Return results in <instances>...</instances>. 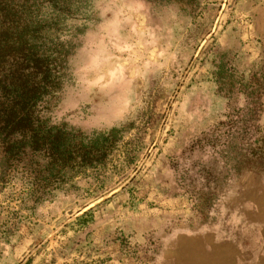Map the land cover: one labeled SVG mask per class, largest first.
<instances>
[{
  "label": "rangeland",
  "instance_id": "obj_1",
  "mask_svg": "<svg viewBox=\"0 0 264 264\" xmlns=\"http://www.w3.org/2000/svg\"><path fill=\"white\" fill-rule=\"evenodd\" d=\"M88 20L53 119L119 129V175L31 206L0 170V264H264V173L227 175V121L264 137V0H95Z\"/></svg>",
  "mask_w": 264,
  "mask_h": 264
},
{
  "label": "trees",
  "instance_id": "obj_2",
  "mask_svg": "<svg viewBox=\"0 0 264 264\" xmlns=\"http://www.w3.org/2000/svg\"><path fill=\"white\" fill-rule=\"evenodd\" d=\"M94 2L0 0V170L21 175L20 195L31 206L57 192L80 193L83 185L99 188L118 172L108 168L110 156L128 144L117 128L86 134L53 119L81 44L77 26L89 21ZM245 127L227 121V175L264 173V137L241 143L242 136H233ZM133 158L126 149L125 163Z\"/></svg>",
  "mask_w": 264,
  "mask_h": 264
}]
</instances>
